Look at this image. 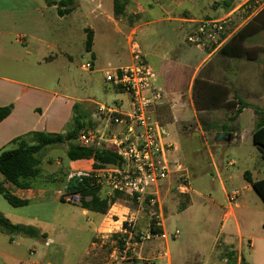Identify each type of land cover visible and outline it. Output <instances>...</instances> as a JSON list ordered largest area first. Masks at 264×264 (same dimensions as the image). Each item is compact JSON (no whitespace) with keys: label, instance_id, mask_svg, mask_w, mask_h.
<instances>
[{"label":"crops","instance_id":"0c3cea01","mask_svg":"<svg viewBox=\"0 0 264 264\" xmlns=\"http://www.w3.org/2000/svg\"><path fill=\"white\" fill-rule=\"evenodd\" d=\"M54 1H71L72 10L61 16L57 6L49 7L44 0H0V107L13 106L11 115L0 123V152L13 147L15 139L33 132L60 133V127L71 120L75 104L88 103L93 111L97 105L120 104L123 111H128L129 94L114 86L115 92L126 95L125 100L109 105L92 98H81L76 83L79 79L72 69L78 63L76 51L81 53L80 50H84L92 64L89 83L100 80L107 83L104 71L130 65L135 43L144 61L156 72L165 92V99L152 116L168 131L164 143L173 146L169 158L180 161L178 154L181 146L176 138L181 134L201 139L209 151L211 145L208 140L214 137L215 141L216 135L222 132L231 134V140L219 144L215 141L214 148L218 149L221 144H233L238 155V161H228V167L236 169H227L223 162L212 161L211 181L205 174L207 168L198 165L193 173L185 168L189 188L184 194L176 191L178 179L175 178L167 182L163 190V231L170 235L173 233H169L167 227L169 208L183 212L193 209L194 225H200L203 240L210 238L213 244L177 250L174 255L171 242L176 239L167 242L152 240L143 245L140 255L155 261L154 264H186L189 259L197 264H264V201L244 177L245 173H249L254 181L264 179V171L259 167L254 165L250 168L255 148H258L253 143L258 120L253 107L264 111V86L259 91L250 79L242 63L248 60L219 54L221 47L251 20L243 21L228 34L229 24L222 46L215 51H202L187 41L194 27L187 21L188 17L222 19L235 16L250 0H223L212 6L203 0H129L120 17L115 16L114 0ZM209 8L214 10L213 15ZM89 34L93 36L91 52L85 48ZM253 61L262 66L264 72V55L255 57ZM214 86L227 92L230 107L214 108L210 98ZM240 101L248 107L231 121ZM219 110H226L229 115L222 128L216 130L211 122L216 120L215 112ZM91 119L94 124L92 129L99 133L111 135L122 131L121 127H110L103 119H93L92 114ZM185 124H188L186 130ZM224 127L228 131H220ZM92 170L94 160L72 161L65 171L63 182H60L61 186L64 184L63 188L54 191L44 182L54 179L43 171V179L29 189L5 183L0 175V181L11 194L29 202L24 207H13L0 195V212L13 224L33 226L40 233L37 238H11L0 231V264H53L52 236L74 229L77 223L79 225V217L65 214L54 225L50 206L62 202L61 194L66 189L71 172ZM216 184L221 202L207 198L208 191H215ZM235 186H239L241 196L229 209L228 194L236 190ZM173 192L179 197L174 198L172 204L168 196ZM99 196L101 199L114 198L115 202L106 214L80 207L85 223H80V226H86L94 236L77 264H109L102 249L105 243L103 233L113 227L114 222L123 220L132 209L126 197L112 194L106 188L99 189ZM110 214L114 218L108 224ZM148 220L147 215L142 216L141 230L146 231ZM218 225L215 235V226ZM165 250L168 258L157 259L159 252Z\"/></svg>","mask_w":264,"mask_h":264},{"label":"built area","instance_id":"2783aa9c","mask_svg":"<svg viewBox=\"0 0 264 264\" xmlns=\"http://www.w3.org/2000/svg\"><path fill=\"white\" fill-rule=\"evenodd\" d=\"M264 10V0H250L242 9L244 21L251 20ZM233 16L222 19L187 18L194 27L187 36L188 43L202 51L217 50L224 41L223 35L232 22ZM133 61L119 69L104 71V79L112 86L127 92L130 96L129 110L123 111L122 105H97L92 112L93 119H103L111 127H121L122 131L107 135L93 129L83 132L77 140L81 147L114 149L121 158V166H106L92 171H73L68 176L65 191L61 194L64 201L81 205V195L69 193L67 188L74 181L86 178L89 186L96 189L106 188L110 193L124 195L132 209L123 220L103 233L104 241L110 242L112 250L109 264H129L140 259V251L147 241H170L180 237L176 230L171 235L163 231L165 224V197L163 190L167 182L177 177L180 184L176 191L186 193L189 177L180 161L171 160L169 153L173 146L165 144L168 131L159 125L152 116L155 109L165 99V92L158 76L143 59L139 47L133 43ZM84 70H91L92 64H82ZM240 190L228 194L229 209L237 203ZM148 216L146 231L140 229L142 216ZM114 215L107 217L113 222ZM158 230L160 232H153ZM49 244V243H48ZM167 257V250L159 252L157 259Z\"/></svg>","mask_w":264,"mask_h":264},{"label":"trees","instance_id":"16d2710c","mask_svg":"<svg viewBox=\"0 0 264 264\" xmlns=\"http://www.w3.org/2000/svg\"><path fill=\"white\" fill-rule=\"evenodd\" d=\"M49 7L57 6L58 13L64 16L72 10V2L54 0H44ZM129 0H114V13L116 17L124 14ZM65 8V10H62ZM264 33V10L255 16L241 30L236 32L232 38L224 44L219 54L233 59H246L253 61V51L247 47L250 41ZM93 47V36L88 35L86 41V51L91 52ZM210 91L212 96L211 102L214 108L230 107L227 101V92L219 87L214 86ZM248 104L239 102V109L230 118L231 121L237 119L239 114ZM88 103L75 104L73 107V115L71 118V129L67 132L47 133L33 132L26 136L19 137L12 142L13 148L5 149L0 152V175L4 177L5 183L19 189H29L34 183L42 180V170L40 165L43 162L45 154L58 146L67 145V157L70 161L94 160V169H100L106 166H121L122 160L114 149L110 148H85L77 144L78 137L88 129H92L94 124L91 119L93 110ZM253 110L257 116L256 128L253 132V143L264 152V111L254 106ZM13 106L0 107V123L11 115ZM220 131H228L223 128ZM247 182L251 184L253 189L264 201V179L254 181L249 173L244 175ZM40 180V181H41ZM69 193L77 192L81 195V205L83 209L92 212L106 214L110 205L115 199H101L99 189L89 186V180L84 178L81 181L74 180L67 188ZM117 196L120 194L116 193ZM0 195L13 207H24L29 205L28 201L21 200L11 194L0 181ZM89 198V199H88ZM62 200V199H61ZM0 231L11 238L13 236H22L26 238H37L40 236L39 231L33 226L13 224L0 212ZM155 232H160L154 230ZM245 264V263H244Z\"/></svg>","mask_w":264,"mask_h":264},{"label":"rangeland","instance_id":"374dc122","mask_svg":"<svg viewBox=\"0 0 264 264\" xmlns=\"http://www.w3.org/2000/svg\"><path fill=\"white\" fill-rule=\"evenodd\" d=\"M209 6L214 5L215 3H220L223 0H203ZM211 15H213L214 10L209 8ZM254 18V17H253ZM252 18V19H253ZM251 19V20H252ZM244 21L242 11L239 14H236L232 17V22L227 28V33L232 32L236 27L240 26ZM243 26L239 29L241 30ZM238 30V31H239ZM237 31V32H238ZM247 47L253 51L254 57H262L264 55V33H261L257 37L253 38L250 43L247 44ZM76 51V58L78 63L72 69L75 72L76 77L79 80L76 81L78 84L77 89L80 91L82 97L81 98H92L96 101L105 103V104H114L118 100H125L126 95L124 93L115 92L112 88V84L105 83L103 81L96 82L94 84L89 83L88 78L92 77L90 71H86L82 69V64H86L90 62V58L87 56L84 50ZM86 55V57H84ZM84 57V58H83ZM247 74L250 76V79L254 82V84L259 88V91L262 90L264 86V72L263 67L260 66L255 61H243L242 62ZM73 82L71 81V84ZM89 83V84H87ZM60 92V91H59ZM215 116L217 117L215 121H212L211 124L216 130L222 128L223 124L227 122V118L229 113L226 110H219L215 112ZM209 121V119L207 120ZM206 121V122H207ZM71 120L68 123H64L60 127V132H67L71 129ZM205 123V122H204ZM188 127V124H185L184 130ZM110 135V134H109ZM190 138L187 135L179 136L176 138V141L179 142L181 149L179 151V158L182 165L189 170V172H194L195 168L202 167L207 168L208 172L205 173L208 175L210 181L212 180L213 169L211 167L212 161L216 163L223 162L224 166L227 169H236L228 167V161L236 160L238 161V155L236 153V145L233 144H221L218 149H215L214 137H211L208 141L211 145V150H206L203 146L201 139ZM249 143V140H248ZM10 147L8 149H11ZM68 146H58L53 149H50L44 156L43 162L40 165V168L43 172L48 173L53 181H44L47 183V186L51 190H56L58 188H63L64 184L61 186L60 182H63V178H65V171L72 161L67 157L66 151ZM264 152L259 148H255V155L252 163L250 164V168L254 165L260 168V170L264 171ZM177 180L178 178L175 177ZM41 180V179H40ZM39 180V181H40ZM38 181V182H39ZM217 183V180H216ZM177 184H180L179 179L177 180ZM214 184L211 183V187ZM210 187V188H211ZM236 190H239V186H235ZM209 195L207 198L209 200L213 199L218 202L222 201L221 195L218 193L217 184L215 185V191L210 189L208 191ZM121 195V194H120ZM124 196V195H122ZM179 197V194L173 192L168 196L169 202L174 201V198ZM168 203V201H167ZM171 204V203H170ZM177 206V204H175ZM179 204V208H180ZM49 213V212H48ZM50 213H53L54 216V225L59 223L60 217L65 214H76L79 217V225L75 226L74 229H70L69 231L63 232L61 235H54L52 238L54 239V244L52 245V250H54L53 264H77L80 260V256L83 254L86 248L91 244V239L94 236L93 232H90L86 226L81 227L80 223H84L81 217V209L79 205L66 202L62 200V202H57V204H53L50 206ZM167 227L169 233L175 232L176 230L180 231V237L176 240H173L172 243V252L175 255L177 250L181 249H194L199 245L203 244L205 246L212 245L213 242L207 239V241L203 240L202 229L200 225L195 226V214L194 210H188L183 212L182 210H172L169 208L167 215ZM85 224V223H84ZM81 227V229H79ZM219 225L215 226V235L218 233ZM152 241V240H151ZM147 241V242H151ZM103 252H105L107 256V260L109 254L112 250V245L110 242L105 240L103 244ZM158 256V255H157ZM145 259L144 255H140V259H138L134 263L129 264H154L153 260H142ZM264 259V258H263ZM128 264V263H127ZM186 264H197L195 260L189 259ZM234 264V263H233Z\"/></svg>","mask_w":264,"mask_h":264},{"label":"water","instance_id":"95a60500","mask_svg":"<svg viewBox=\"0 0 264 264\" xmlns=\"http://www.w3.org/2000/svg\"><path fill=\"white\" fill-rule=\"evenodd\" d=\"M231 140V134L229 133H218L215 137L216 143L229 142Z\"/></svg>","mask_w":264,"mask_h":264}]
</instances>
